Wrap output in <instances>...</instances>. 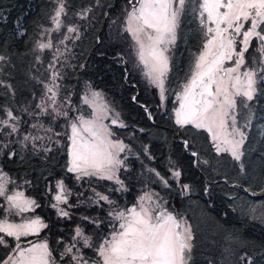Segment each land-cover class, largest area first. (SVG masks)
Listing matches in <instances>:
<instances>
[{
	"label": "trees",
	"instance_id": "16d2710c",
	"mask_svg": "<svg viewBox=\"0 0 264 264\" xmlns=\"http://www.w3.org/2000/svg\"><path fill=\"white\" fill-rule=\"evenodd\" d=\"M198 2L190 0L181 17L179 37L169 54L166 98L162 102L138 65L131 38L123 31L128 0H64L67 15L61 17L62 22L77 26L79 39L68 34L66 27L51 30L57 0H0V56L4 57L0 61V119H6L5 108L20 117L19 134L6 136V128L0 132V167L12 185L39 204L32 214L48 227L28 239H46L57 260L59 252L74 242L87 257H94L82 240H73L76 227L98 244L110 235L113 225L118 226V221L108 215L110 209L129 208L142 194L152 192L164 207L189 223L194 237L191 264H264V82L253 100L245 101L247 107L238 106L239 120L251 119L239 161L229 153L218 154L207 132L175 123L179 89L191 74L205 39ZM82 13L86 18H80ZM46 31H50L54 49L41 51L37 44ZM65 35L73 38L61 43ZM253 43L257 45V41ZM55 48L63 53L54 66L64 77L61 96L70 95L72 103L83 110L86 105L81 98L90 87L106 98L125 124L111 128L114 138L130 149L121 153V158L127 159L126 169L119 173L126 191L112 181L87 177L77 181L67 172V138L54 134L65 132L64 119L29 115L39 111L35 105L44 92L42 82L51 75L49 65ZM251 53L249 60L259 55L255 46ZM37 120L54 132L32 129L30 125ZM29 132L45 137L36 141L35 149L31 142L27 148L18 142ZM48 136H52L51 141ZM11 152L16 155L10 158ZM177 171L179 177L173 175ZM157 172L167 180V186ZM59 180L72 193L69 205L73 206L63 205L68 217L60 216L52 207ZM93 189L115 203L101 201L102 207L98 206ZM2 212L0 209V216ZM85 216L100 220L99 227L84 220ZM7 252L0 247V259Z\"/></svg>",
	"mask_w": 264,
	"mask_h": 264
},
{
	"label": "snow or ice",
	"instance_id": "6c2138e0",
	"mask_svg": "<svg viewBox=\"0 0 264 264\" xmlns=\"http://www.w3.org/2000/svg\"><path fill=\"white\" fill-rule=\"evenodd\" d=\"M57 2L58 7L51 17L55 27L51 30L58 32L66 27L68 34H74V39H79V28L65 26L62 22L61 17L67 15L64 0ZM188 3L190 0H128L130 7L125 9L123 31L131 38L138 65L142 66L149 83L159 89L162 101L169 71L168 52L176 42L177 30ZM80 18L86 17L82 13ZM198 18L205 39L191 74L177 96L179 107L175 109V123L181 128L191 125L207 132L218 154L230 153L234 160L239 161L246 137L238 126L235 113L239 105L247 107L245 101H252L258 86L264 82V0H199ZM71 38L65 35L61 43ZM254 41H258V46L254 45ZM254 46L259 55L249 60ZM37 47L41 51L54 49L51 40L38 42ZM61 55V50L55 48L54 59L49 65L51 75L46 82H42L44 92L35 105L39 111L30 112L29 115L48 116L53 120L63 118L66 130L64 133L54 132L52 127L45 128L39 120L30 127L45 133L54 132L56 136H66L69 157L67 172L74 174L77 181L86 177L112 181L126 191L119 173L122 168L126 169L127 157L121 158V153L130 149L122 140L114 138V131L104 121L111 119V125L120 128L125 127V124L119 120V113L110 117L113 110L100 92L89 90L81 98V103L91 109L87 116L72 103L70 95L61 96L63 85L60 81L64 77L54 67ZM2 60L4 57L0 56ZM71 112L76 115H70ZM4 113L6 119H0V132L6 128L9 130L6 136L19 134L20 117L7 108ZM43 139L44 136L29 132L23 134L18 142L22 148H27L31 142L35 149L36 141ZM47 139L51 141L52 136ZM45 151L51 149L45 148ZM192 154L196 155L195 152ZM15 155V152L9 154L10 158ZM156 175L167 186V180L158 172ZM173 175L179 177L180 173L177 171ZM9 183H12L10 178L0 170V200L3 201L0 209L5 214L0 218V246L8 250L0 259V264H60V261H65V264L192 262L194 237L190 226L177 215L161 208L158 202L153 205L152 196L147 193L130 208L108 211V215L119 223L118 226L113 225L110 235L103 237L98 244H94L92 237L85 235L79 226L76 227L73 240H82L83 247L90 249L95 259L85 258L86 254L77 248L75 242L64 247L59 260L47 240L39 243L29 241L30 246H24L22 239L38 236L48 225L38 216L25 215L35 212L39 204L21 191H10ZM56 191V203L52 207L57 209L60 216L68 217L69 212L59 206L69 205L72 193L62 180L57 182ZM93 191L96 198L94 203L98 206L102 207L101 201L108 205L115 203L108 195L95 189ZM8 215L20 216L21 220L10 221ZM83 219L97 227L101 223L88 216ZM9 238L15 243L10 244Z\"/></svg>",
	"mask_w": 264,
	"mask_h": 264
},
{
	"label": "rangeland",
	"instance_id": "374dc122",
	"mask_svg": "<svg viewBox=\"0 0 264 264\" xmlns=\"http://www.w3.org/2000/svg\"><path fill=\"white\" fill-rule=\"evenodd\" d=\"M55 26H53V28H54ZM178 32H179V28H178V30H177V38H176V42H177V40H178V37H179V35H178ZM45 34H42L41 35V38H40V41L39 42H48V40H50L49 39V37L51 36L50 35V31H46V32H44ZM45 35V36H44ZM50 35V36H49ZM175 42V43H176ZM175 45V44H174ZM173 45V46H174ZM257 45H258V41H257ZM132 46H133V43H132ZM173 46H170V50L172 49V47ZM133 50H134V47H133ZM170 50H169V52H168V55L170 54ZM202 50V49H201ZM135 51V50H134ZM169 57H170V55H169ZM141 67V69H142V72H143V68H142V66H140ZM169 72V71H168ZM167 76H168V73H167ZM167 76H166V79H167ZM190 76V75H189ZM147 79V78H146ZM166 79H165V91H166ZM188 79V78H187ZM149 82V81H148ZM186 82V81H185ZM184 82V83H185ZM183 83V84H184ZM182 84V85H183ZM152 85V84H151ZM152 86H154V85H152ZM155 87V86H154ZM156 89H157V91L159 92V95H160V91H159V89L157 88V87H155ZM89 90H92V91H95V90H93L92 88H90V87H86V89H85V92H84V94L86 93V92H88ZM181 90H182V86L180 87V89H179V92H178V95H179V93L181 92ZM97 92V91H96ZM177 95V96H178ZM103 96V95H102ZM166 96V94H165V92H164V97ZM161 98V97H160ZM166 98V97H165ZM165 98H164V100H165ZM103 99H104V101H106L108 104H109V102L106 100V98L103 96ZM164 100L162 101V102H164ZM110 106V105H109ZM179 107V101H178V106H177V108ZM111 108V107H110ZM176 108V109H177ZM112 109V108H111ZM113 110V109H112ZM91 111V109L90 108H88V106L86 105V108L85 109H83V114L84 115H88V113ZM115 113H116V111L115 110H113L109 115H110V117H112V116H114L115 115ZM236 117H237V121H238V126L242 129V131L245 133V137H246V132H247V129L249 128V126H250V121H251V119L250 118H248V122H246V121H244V120H242V121H240L239 120V118H238V108H237V110H236ZM250 120V121H249ZM104 123H106V124H109L110 125V127H112V126H114V125H111V119H109V120H105L104 121ZM245 125H247V127H245ZM9 131V130H8ZM0 150H1V147H0ZM242 150V149H241ZM230 154V153H229ZM0 170H2V168L0 167ZM3 171V170H2ZM4 172V171H3ZM60 181V180H59ZM58 182V181H57ZM57 182L55 183V187H56V185H57ZM8 187H9V190L10 191H21V192H23L24 194H25V196H27L26 195V193L24 192V190H22V189H20V188H18L16 185L14 186V185H12V183H9V185H8ZM67 188V187H66ZM68 189V188H67ZM57 194V191H55L54 193H53V204H55L56 202H55V200H54V196ZM146 193H144V194H142L141 196H143V195H145ZM147 194H150L151 196H152V204L153 205H155L157 202H158V204H159V206L161 207V208H163V209H165V210H167V211H169V212H171L169 209H167L166 207H164V205L160 202V198H159V196H157V195H155V194H153L152 192H148ZM140 196V197H141ZM27 197H29V196H27ZM145 203L146 204H148L149 202L148 201H145ZM52 204V205H53ZM59 207H62L63 208V205H60ZM132 207V206H131ZM130 208V207H129ZM56 209V208H55ZM56 211H57V209H56ZM58 213V212H57ZM171 213H173V212H171ZM174 215H176L175 213H173ZM4 212H2V214H1V216H0V218H3L4 217ZM27 217H35L36 215H33L32 214V212L31 213H27V214H25ZM177 217L178 218H180L186 225H188V226H190L189 225V223L184 219V217L183 216H178L177 215ZM7 218L10 220V221H13V222H20V220H21V217L20 216H16V215H8L7 216ZM42 219V218H41ZM43 220V219H42ZM45 223V222H44ZM119 223V222H118ZM44 240H46V239H31V240H29L28 239V237L27 238H24V239H22V243L24 244V246H30L29 245V241H31V242H34V243H39V242H42V241H44ZM9 243L10 244H14L15 243V241H12L10 238H9ZM69 245V244H68ZM67 246V245H66ZM2 249H5V248H3L2 246H0ZM77 248H79L80 249V247H77ZM74 251H75V249H74ZM62 252V251H61ZM61 252H59V254L61 253ZM90 256V255H89ZM88 256V257H89ZM87 256L85 257V258H88ZM91 258H96L95 256L93 257V256H90ZM68 258L66 257L65 258V260H67ZM60 264H65V261H60Z\"/></svg>",
	"mask_w": 264,
	"mask_h": 264
},
{
	"label": "water",
	"instance_id": "95a60500",
	"mask_svg": "<svg viewBox=\"0 0 264 264\" xmlns=\"http://www.w3.org/2000/svg\"><path fill=\"white\" fill-rule=\"evenodd\" d=\"M146 111L148 112V115H149V117H151V119H152V116H151V114H150V111L146 108ZM181 141L184 143V144H186L185 142V140H183V139H181ZM196 153V152H195Z\"/></svg>",
	"mask_w": 264,
	"mask_h": 264
}]
</instances>
